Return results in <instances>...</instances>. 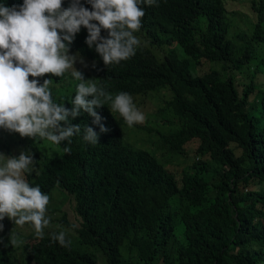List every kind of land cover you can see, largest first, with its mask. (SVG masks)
I'll use <instances>...</instances> for the list:
<instances>
[{"label":"trees","instance_id":"trees-1","mask_svg":"<svg viewBox=\"0 0 264 264\" xmlns=\"http://www.w3.org/2000/svg\"><path fill=\"white\" fill-rule=\"evenodd\" d=\"M231 1L239 2L141 5L135 55L97 65L85 77L113 97L125 92L133 103L143 99L141 108L157 104L143 123L129 127L109 102L95 109L107 132L83 110L71 121L81 133L71 138L70 154L63 152L66 141L22 139L34 154L28 183L53 200L66 195L62 205L56 200L60 207L47 206L63 213L64 226L46 215L42 239L30 224L19 227L23 243L0 248V264H98L95 251L74 247L67 229L101 250L107 264H264V0H242L250 11L237 28ZM51 78L59 85L54 100L71 109L79 81L71 73ZM166 87L172 94L157 92ZM151 95L156 101L148 102ZM85 125L98 134L97 144L83 139ZM153 127L163 157L158 147L129 138ZM154 136L145 140L153 144ZM12 144L0 129V149L18 157ZM175 156L190 163L170 166ZM71 201L74 223L61 208ZM60 231L70 247L52 241Z\"/></svg>","mask_w":264,"mask_h":264},{"label":"clouds","instance_id":"clouds-1","mask_svg":"<svg viewBox=\"0 0 264 264\" xmlns=\"http://www.w3.org/2000/svg\"><path fill=\"white\" fill-rule=\"evenodd\" d=\"M157 0H0V129L6 133L53 145L67 142L63 152L70 154L71 138L81 133V126L71 121L81 110L93 117L100 131L107 132L95 109L110 102L129 127L143 123L130 94L114 97L85 77L100 64H119L135 55L140 44L134 35L142 26L145 10ZM85 35H81L82 32ZM86 34H88L86 36ZM86 51L96 56L90 57ZM85 63L83 65V63ZM71 73L79 81L72 108L57 103L51 77ZM48 76L40 83L41 77ZM91 97V99H89ZM71 118V119H70ZM18 133V134H17ZM83 139L98 143V134L84 126ZM33 156L21 151L18 157L0 149V244L13 248L23 241L4 224L23 227L30 224L35 236L42 239L50 220L46 218L49 196L31 186L25 173H31ZM51 239L70 247L66 233H52Z\"/></svg>","mask_w":264,"mask_h":264},{"label":"rangeland","instance_id":"rangeland-1","mask_svg":"<svg viewBox=\"0 0 264 264\" xmlns=\"http://www.w3.org/2000/svg\"><path fill=\"white\" fill-rule=\"evenodd\" d=\"M230 6H231V9L234 10L231 13V16L230 17H231V20L233 22H235V24H236V26H234V27L237 28V24L238 23H241L242 24L243 23V20L247 17L248 12L250 11L249 10V6L247 5L246 1H242V0H239V2H236V3L233 2V1H231ZM84 64L85 63H83V65ZM157 92H160L162 95H164L165 93H171L172 94V90L170 89V87L162 88V89L158 90ZM158 98L161 100V97H158ZM150 99H151V101L152 100L153 101H156V98L155 97L152 98V95H151V98L148 99V102L150 101ZM142 102H143V99L140 98L138 101H135L134 104H135L136 108L144 114L145 118H149V116H147L148 115V111H153L154 108L156 109L157 108V104L149 105V106H147L148 107V109H147V108H145L146 106L145 107H142V108L139 107L138 104L139 103H142ZM162 103H163V101H162ZM143 108H145L147 111H143ZM156 127H159V125H157ZM164 128H166V127H163V128L161 127V129H164ZM157 131L158 130L156 128H154V127L152 128L151 131H147V133L146 132L143 133V132H139V131H137V132L134 133V131H133L131 133V137H129V138L131 140H133L134 142H136L138 145L140 144V145H143V146H146V147H149V148L154 149L155 146L158 147L160 145V144L157 145L158 142H159V139L154 136V135L157 134ZM9 135L12 137L13 144H12L11 148H12V152L14 154L19 155L21 153V151H25L29 155L32 154V156H34V154L31 151V148H30V150H25L26 147L24 146V144L22 142V139L23 138L20 137V135H14V134H11V133H9ZM149 136H154L153 137V140H154V143L153 144H150V142L148 140H145V139L149 138ZM17 143H20V147H18L17 145H14V144H17ZM159 147H158L157 154L160 157H163L162 155L166 151L164 149H160ZM191 153H193V152H191ZM167 155H169V154H165L164 157H166ZM189 161L190 160H185V158L183 156H181V157L180 156H175V157L172 158V161H171L172 164L169 163V165L170 166L171 165H173V166L174 165L175 166L182 165L183 166V164H184V167H185V166H187L190 163ZM0 164H1V162H0ZM56 190H59V189H56ZM49 198H50V200H49V204L50 205L51 204L52 205L53 204L56 205V200H57V204L58 205H62L64 199L66 198V195L64 193H60L58 195V197L56 196V198H57L56 200H53L51 198V196ZM58 205H56V206L57 207H60ZM61 208L63 210H65V212L68 213L69 218H70V221L72 223H74V210H73L74 209V206H73L72 201L68 204V206H67L66 209L63 206H61ZM46 215L48 217L53 218V219L56 220V221H54V225H57L58 227L64 226V224H62L60 221H58V218L59 217H62V215H63L62 212L54 209L51 212H46ZM3 232H6L8 234H10L11 232H14L16 235L17 234H21L20 235V238H21L20 240H23L24 239L23 232H20V228L18 226H12L10 224H4ZM67 232L71 236V239H72V242H73L75 248H77V249H79L81 251H95L97 253V256H98V264H107L105 255L103 254V252L101 250H99V249H97L95 247H91V246H87L85 244H81L79 242V240L77 239V237H76V233H74L75 231L73 232V231H71V229H67ZM0 248L7 249L2 244H0Z\"/></svg>","mask_w":264,"mask_h":264}]
</instances>
